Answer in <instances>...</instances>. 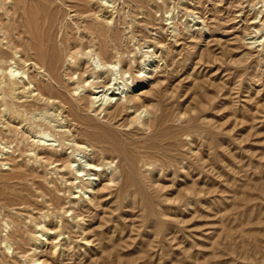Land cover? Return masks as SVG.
<instances>
[{"label":"rangeland","instance_id":"374dc122","mask_svg":"<svg viewBox=\"0 0 264 264\" xmlns=\"http://www.w3.org/2000/svg\"><path fill=\"white\" fill-rule=\"evenodd\" d=\"M90 1L94 6L84 15L86 21L73 13L81 0L67 1L72 10L62 0H7L5 7L15 16L3 20L16 17L24 27L26 17L57 15L56 24L62 27L54 29L58 36L70 34L86 44L81 52L73 51L84 61L98 42L92 41L88 27L105 30L109 61L123 58L119 67L133 68V80L123 74L131 86L127 97L144 98L147 105V113L139 117L142 110L134 112L127 103L122 121L127 126L113 127L123 140L146 152L135 166L140 185L109 195L105 201L114 200L105 210L88 214L87 240L67 241V234L50 239L55 227L68 221L77 231L69 209L82 193L69 195L65 186L71 182L62 180L64 168L43 158L57 152L74 162L83 154L72 153L73 143L57 134L61 111L26 106L44 103L32 78L50 83L40 56L28 48L34 47V38L21 27L24 49L11 50L2 31L0 49L11 57L0 71V236H11L6 243L15 247L24 231L22 249L28 251L7 254L2 243L0 259L5 253L20 264H264V0ZM112 31L118 36L112 37ZM83 35L87 39L82 41ZM73 62L68 59L61 71L63 80L75 99L87 97L73 85L79 72L65 76ZM8 65L18 85L10 84ZM116 84L125 86L119 73ZM113 112L110 106L84 114L107 124L105 118ZM113 162L106 167L110 161H102L101 173L107 185L118 189L121 167L117 159ZM77 201L91 208L88 200ZM35 254L39 263L32 262Z\"/></svg>","mask_w":264,"mask_h":264},{"label":"bare ground","instance_id":"6f19581e","mask_svg":"<svg viewBox=\"0 0 264 264\" xmlns=\"http://www.w3.org/2000/svg\"><path fill=\"white\" fill-rule=\"evenodd\" d=\"M5 1L7 2V0H0V9H2V10L4 9L3 14L0 16V34L2 31H4V34L7 38V40L9 41L8 45L11 48V50H12V48L13 49H19V48L24 49V46H25L23 43L24 40L20 34V30L22 27L21 23H20V25L18 24L16 17L12 18V20L10 18V20H8V21L3 20V18H5L4 16H11V15L15 16V13L12 12L13 11L12 8L5 7L8 5V4L6 5L4 3ZM67 1L68 0H62L63 3L62 2L61 3L65 4V6H68ZM56 3H55V5L58 6L59 4L57 3L58 4L57 5ZM103 3H106V2H103ZM9 4H11V3H9ZM141 5L142 4H140V6ZM93 6L94 5H92V7ZM99 6L101 7V5H99ZM9 7H11V6H9ZM59 7H57V8H59ZM92 7H91V1L90 0H81V2L74 4L75 9L73 10V13H76V16L78 17L77 19H79L80 16H83L82 18L84 19V15L90 14L92 12V9H91ZM60 8H62V7H60ZM69 8H70V10H72L71 7H69ZM107 9H108V7H107ZM60 10H62V9H60ZM60 12L63 13L64 11H60ZM68 12H69V10H68ZM47 14L48 13H46V15ZM66 16H67V13H66ZM56 17H57V15L55 16L54 14L51 16H43V15L37 16V17L31 18V19L29 17H26V22H25L26 24L24 27H22V28H25V30H28L29 32H27V33L30 34V36L32 38H34V41H35L34 47L31 45V46H28V48L32 47V50L34 52H31V53L35 54L36 58H38L37 55L40 56V59L39 58L38 59L41 61L42 66L44 67V69L47 73V76L50 79V83L49 82H40L41 80L37 79V78L36 79L39 81H36L33 78L30 80L32 82L31 85L34 84V89L36 91L35 93L38 92V95H40V97H42V100L44 101V103L40 104L41 101H39V103L32 101L31 104L30 103H29V105L26 104V106L27 107H42V106L50 107L51 106V107H53V108H51V111L52 110H54L56 112L61 111L58 114L59 118H61V119H59L61 129H60V131H58L57 134L60 135L62 140H66V141L73 143V145L69 148V149H72V151H73L72 153L76 152V153L83 154L82 157H80V160H78V161L75 160L74 162H72L70 160V157H68V156H66V157L58 156L56 154L57 152L56 153L54 152L52 155H50L48 153L50 156H46L43 158L47 162H49L50 164H55V163H58V165L60 164L58 166L59 169L64 168V170L66 172H64V174H62V180L64 181V183L71 182L69 187L67 185L65 186V191L70 192L69 195L74 196V195H78V194L82 193V195L74 197L72 199V200H76V202L74 201L76 203L75 204L76 207H74V205L72 204L73 202L72 203L69 202V206L73 205V207L70 206L71 208L69 209L72 212V215L70 217L73 218V220L71 222L73 224H71V225L72 226L75 225V228L77 229V231H74L70 227V224H69L70 221H68V222L65 221V222H67L65 225L63 223V225L61 227H57V228L55 227V230H56L54 233L55 237L50 238L52 240H56L59 237H61L63 234H67L68 235L67 241L74 242L77 238H80L81 240H87L85 225L89 224V222H90V221H87V218H89L88 214L92 213V215H97V213L101 212L100 209L105 210L107 202H109V201H105L106 197H108L111 194L114 196V194L116 192L124 191L128 185H137V186L140 185L139 182L134 177L135 176V166L137 165V163H139L140 159L143 157V155H145L146 152L141 151L137 145L134 146L133 144L127 142V140H125V139L123 140L122 136H121L123 133L122 132H121L122 134L119 133L116 130L117 128L113 129V127L120 126V128H121V127L127 126L126 123L122 122L123 119L125 117H127V114H128L127 103H132L131 107L135 109L134 112H139L142 110V112L139 114V117L141 116L142 113H145V111L147 113V110H146L147 105H146V101L143 97L142 98L144 100L141 99L140 97H134V96L127 97V93L131 92V86L127 84V78H125L123 74H131L130 78L133 80L134 79L133 75H132L133 68L129 66V68L126 69V65H124V67H122V69H121L119 67V65L125 64V60L123 58H120V59L117 58L118 59L117 62L113 61L116 63H113V62L111 63V61H109V59H110L109 58L110 57L109 48L110 47H108V45L105 44V42H106V41H104L105 40V34L103 35V32H102V30H104V29H101L99 27L101 29V31H100V29L97 30L98 27L97 28L95 27L96 29L93 28L92 26L88 27V33L90 34V36H92V39H93L92 41H94V42L98 41V42L95 43V45H94V46H97V48L95 50H93V51L90 50L89 52L86 53V58L84 61V60L78 59V56H77L78 53H73V51L77 49V51L79 50V52H81L84 49V46L86 44H83V43L81 44L78 42V40H74L70 34L64 35V33H62L63 35L59 37L57 34L58 32H56L54 30L56 25H57L56 24L57 23ZM84 20L86 21V18ZM59 21H61V20H59ZM91 21H93V19ZM103 21H104V19H103ZM95 22H97V21L95 20ZM95 22H93V23H95ZM43 23H44V25L41 27V25ZM98 23H100V22L98 21ZM80 24L81 23H79V25ZM96 24H94V26ZM65 25H67V24H65ZM100 25H101V23H100ZM108 25H107L106 29H108ZM80 26L83 27V25H80ZM84 26L86 27V25H84ZM61 28L62 27L58 28V25H57V31L59 29L61 30ZM65 29H67V27ZM67 30H69V29H67ZM85 30H87V29L85 28ZM108 32H109V30H108ZM117 32L112 31L110 33H111L112 37H117L118 36ZM74 34H76V33H74ZM111 35H110V37H111ZM81 38H82L81 40L83 41V40L87 39V36L83 35ZM109 40H111L110 42H112V39H108V41ZM58 44L61 46V48H59ZM113 44H115V43H113ZM89 48H92V47H89ZM2 49H0V71H2V69H4L5 61H7V59H9V57H11V56H9V54H7ZM115 49H117V48L115 47ZM87 50H88V48H87ZM26 51H28V50H26ZM12 53H14V52H12ZM75 54H76V56H75ZM112 57H113V55H112ZM30 58L32 59L33 57H30ZM14 59L15 58H13V60ZM27 59H29V55H28ZM68 59H70L74 62L72 64H70L71 66L69 65L68 71L66 72L65 76H72V72L74 70L79 72L78 75L76 74L77 78H76V81L73 83V85H76L79 88H81L82 92H87L88 93L87 97L79 96L77 99H75L74 96L71 95V92H72L71 91V85L67 84L65 82L66 80L65 81L63 80L64 76L62 77L61 71L65 68V65H66ZM111 60H113V59H111ZM15 61H16V59H15ZM13 69H14L13 67H10L8 70V75L10 76L9 81H10V84H12V85H14V84L18 85V83L15 80H12L13 77H16L14 75ZM41 69H43V68H41ZM76 71H75V73H76ZM118 73L120 74V77L125 81V86L123 89H121L120 87L115 88L117 85L116 81H117ZM25 83H26V81H25ZM7 86H9V85L7 84ZM57 88L65 89L66 93L61 92L60 91L61 89L58 90ZM16 90H13V91H16ZM18 91H20V89ZM23 93H25V92H23ZM32 93L33 92H31V94ZM20 94L21 93L19 92V95ZM15 95H17V94H15ZM25 95H23V96H25ZM25 97H23V98H25ZM33 99H34V97H33ZM51 99L59 100V101L57 103H55L54 101L50 103ZM34 101H35V99H34ZM26 102H28V101H26ZM147 104H149V103L147 102ZM21 106H23V105H21ZM110 106H111V108H114V112L111 115L108 114L107 117L105 116L106 118L104 117L107 120V124H103L99 120L91 117L90 115L84 114L85 112H87L89 110H93V109H94L95 113H98L99 109H101V111H103L105 109H108ZM71 123L74 124L73 130H72V126H69V124H71ZM121 123H123V124H121ZM131 134H133V133H131ZM128 141H130V140H128ZM96 149H97V151H96ZM62 153H61V155H62ZM145 156H147V155H145ZM114 159L115 160L117 159L120 163L119 166L121 167V172H119V173H120V177H122V180H123L122 184H120L118 182V184H119L118 189L111 187L110 185H107L106 180H105L106 174L101 173V167H102V164L104 163V161L105 162H106V160L110 161V163L105 164V166L107 167L108 165H111V162H113ZM102 161H103V163H102ZM72 163H75V164L71 165ZM113 173H115V172H113ZM98 179L99 180L103 179L101 186L97 184ZM113 182H114V175L112 174L109 178V183L111 184ZM99 187H101V188H99ZM45 189H46V187H45ZM53 190L55 191L56 189H53ZM72 190H75V192H71ZM48 193L49 192L47 191V194ZM91 193H94V195L91 196ZM53 195L56 196L54 193H53ZM61 197L63 198V196H61ZM64 197L66 200L67 196L64 195ZM57 198H60V197H57ZM81 198L83 200H88V204L90 205L91 208L87 209V207L82 206L81 202L77 201L78 199L81 200ZM53 200L54 199L52 197L51 202ZM113 200H114V197H113ZM113 200L111 202H113ZM59 201L62 202V200H59ZM57 202H58V200H57ZM57 202H55L56 205H57ZM111 202H109V203H111ZM61 204H63V203H61ZM57 206H60V205H57ZM64 209H66V208H64ZM70 211H68V213ZM78 219H81V221L83 223L79 224L80 220L78 223L75 222V221H78ZM106 221L108 222V220H106ZM18 222H19V220H18ZM21 222L23 223V221H21ZM21 222L19 223V225L21 224ZM20 226L22 229L23 225H20ZM53 229H54V227H53ZM23 233L25 234L24 231H23ZM23 233L21 235V238H19L18 245L17 246L15 245V247L12 244L10 245L9 243H6V241L9 242L8 240L11 236H9L8 238H2L0 236V244L5 243L4 249H5V251H7V254H9V251H11V250H12V252H11L12 254L15 253V250L20 255L26 254V251H28V250L25 251L24 249H22L25 245ZM43 237H44V235H43ZM11 239H12V237H11ZM7 254L4 253L1 255L0 264H20L19 263L20 260L19 261L15 260L16 258L15 259L13 258L14 261L11 262L9 260V257ZM39 255H41V254H39ZM35 258H36V254H35V256H33L31 258L32 262L39 263L40 260L38 258H36V259Z\"/></svg>","mask_w":264,"mask_h":264}]
</instances>
